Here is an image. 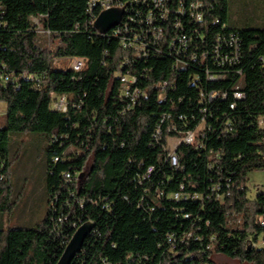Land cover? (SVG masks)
<instances>
[{
    "label": "trees",
    "instance_id": "16d2710c",
    "mask_svg": "<svg viewBox=\"0 0 264 264\" xmlns=\"http://www.w3.org/2000/svg\"><path fill=\"white\" fill-rule=\"evenodd\" d=\"M89 1L0 0V213L13 205L10 136L46 140L45 216L0 229V264H56L87 222L71 264H264V195L246 186L264 171V26L235 20L233 0H168L164 12L114 0L121 22L102 34ZM150 8L162 39L135 52ZM122 76L136 79L127 96ZM61 97L65 111L53 107ZM196 131L172 167L167 139Z\"/></svg>",
    "mask_w": 264,
    "mask_h": 264
},
{
    "label": "rangeland",
    "instance_id": "374dc122",
    "mask_svg": "<svg viewBox=\"0 0 264 264\" xmlns=\"http://www.w3.org/2000/svg\"><path fill=\"white\" fill-rule=\"evenodd\" d=\"M241 3L234 6V19L246 21L248 27L264 26V0H233ZM42 42L44 39L40 36ZM6 106L0 102V127L5 125ZM46 140L40 133H19L10 136L9 184L12 188V208L8 214L0 213V229H27L34 227L46 213L44 197V165ZM89 158L86 170L90 168ZM264 171L248 175L246 186L254 198L261 190ZM218 264H242L222 255H213Z\"/></svg>",
    "mask_w": 264,
    "mask_h": 264
},
{
    "label": "built area",
    "instance_id": "2783aa9c",
    "mask_svg": "<svg viewBox=\"0 0 264 264\" xmlns=\"http://www.w3.org/2000/svg\"><path fill=\"white\" fill-rule=\"evenodd\" d=\"M134 1L136 3L148 4V6H151V7L153 6V9H157L161 12L162 11L164 12L165 11V3L168 0H134ZM95 10H97V14L93 18V24H95L97 18L102 13V11H104V10H117L120 12V14H122V12L124 10V6L122 4H118V3L114 2V0H90L89 6H88V13H92ZM154 15H156V14H154L152 9L150 8L149 12L146 14V19L143 21L147 27L148 32H149L144 38H142L141 36H137V35L132 36L133 40H132L131 45H132L133 49L135 50V52H143L144 48H147L149 45L158 44L161 41L163 31L160 27L158 29L155 28L156 17H154ZM159 15L161 16L162 14H159ZM163 17H164V15H163ZM120 19H121V15H120ZM33 25L36 27V32H38L39 34H45L47 36L49 35L48 32H46V31L42 30V28H40L38 20H33ZM131 45L127 42L126 43L124 42V47H126V48L131 46ZM52 66L54 68H57V69H70L72 71L78 72V71L83 70L86 67V61L84 59H78V60L56 59V63H52ZM120 82H121V85L123 87L124 94L127 96L131 86L136 84V79L131 77V76H122L120 78ZM133 92L135 94V93H137V90L134 89ZM234 97L236 99H240L242 97V95L240 93H235ZM53 107H54V109L65 111L64 97H61L58 102H55ZM260 124H262V122H260ZM196 136H197V131L194 133H188L182 138H168L167 139V148H168L167 158H168V161L172 167L178 166L177 157L175 155V150H176L177 146L182 144V143H184L186 145L194 144ZM198 147L201 148L202 144L198 145ZM55 160H57V159H55ZM150 173H151V169L149 168L147 170V176H149ZM66 177H67V180L70 181L69 175H66ZM261 187H262V190H261L262 194L264 195V180H263ZM174 198L178 199L179 196L176 194L174 196ZM89 223H92V222H89ZM92 224L94 225V223H92ZM81 225H83V224H80V225L73 224L74 232ZM70 239H69V241H70ZM255 247L264 248V238H262L259 241V243L257 244V246L255 245ZM104 264H107V263H104Z\"/></svg>",
    "mask_w": 264,
    "mask_h": 264
},
{
    "label": "water",
    "instance_id": "95a60500",
    "mask_svg": "<svg viewBox=\"0 0 264 264\" xmlns=\"http://www.w3.org/2000/svg\"><path fill=\"white\" fill-rule=\"evenodd\" d=\"M120 15V12L115 10H109L101 13L95 22L96 29L102 34L110 31L120 22ZM80 177H82V175ZM93 229L94 225L92 223L87 222L81 225L74 232L56 264H71L75 256L80 253L85 240Z\"/></svg>",
    "mask_w": 264,
    "mask_h": 264
},
{
    "label": "bare ground",
    "instance_id": "6f19581e",
    "mask_svg": "<svg viewBox=\"0 0 264 264\" xmlns=\"http://www.w3.org/2000/svg\"><path fill=\"white\" fill-rule=\"evenodd\" d=\"M105 11H109V10H104V11H102V13L105 12ZM115 11H117V10H115ZM118 12H119V11H118Z\"/></svg>",
    "mask_w": 264,
    "mask_h": 264
}]
</instances>
